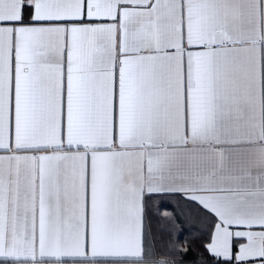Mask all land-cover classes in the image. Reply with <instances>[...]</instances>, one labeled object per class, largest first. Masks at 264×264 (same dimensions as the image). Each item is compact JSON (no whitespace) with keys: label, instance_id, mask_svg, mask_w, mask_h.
<instances>
[{"label":"snow or ice","instance_id":"snow-or-ice-1","mask_svg":"<svg viewBox=\"0 0 264 264\" xmlns=\"http://www.w3.org/2000/svg\"><path fill=\"white\" fill-rule=\"evenodd\" d=\"M0 264H264V0H0Z\"/></svg>","mask_w":264,"mask_h":264}]
</instances>
